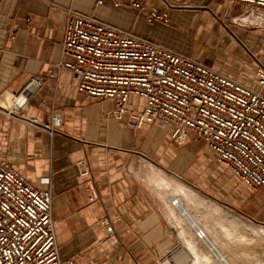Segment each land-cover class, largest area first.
<instances>
[{"label": "crops", "instance_id": "crops-1", "mask_svg": "<svg viewBox=\"0 0 264 264\" xmlns=\"http://www.w3.org/2000/svg\"><path fill=\"white\" fill-rule=\"evenodd\" d=\"M132 1L166 10L168 23H148L144 12L129 6ZM218 2L223 1L0 0L1 107L7 109V98L21 91L31 77H41L42 86L20 118L43 124L53 111L63 115L59 133L49 138L24 121L0 114V161L32 186L51 191L55 238L63 257H75L78 264H155L172 251L184 264L168 221L174 211L166 197L168 208L162 204L164 196L160 199L149 189V168L264 227V187L250 193L214 163L202 142L190 136L177 146L169 141L168 129L157 124L129 129L109 116L113 101L78 93L66 71L49 77L63 60L62 29L67 12L74 11L256 86L255 65L240 42L264 62V36L225 21ZM136 102L140 101H130ZM136 162L140 165H132ZM104 218L111 222L112 235L101 224Z\"/></svg>", "mask_w": 264, "mask_h": 264}, {"label": "built area", "instance_id": "built-area-1", "mask_svg": "<svg viewBox=\"0 0 264 264\" xmlns=\"http://www.w3.org/2000/svg\"><path fill=\"white\" fill-rule=\"evenodd\" d=\"M220 1L241 8V15L230 21L233 26L264 32V0ZM129 6L144 12L148 23H168L166 10L147 8L140 1ZM62 33L63 60L53 66L49 77L66 71L78 93L113 101L109 116L122 125L135 130L157 124L168 129L169 141L177 146L193 136L250 193L264 187V62L237 35L234 38L255 65L256 86L92 15L68 11ZM42 84L41 77H31L10 96L12 110L0 106V114L24 121L52 138L62 127L61 111H53L43 124L19 116ZM131 99L140 102L130 103ZM80 174L87 171L80 170ZM51 205L50 190L32 186L0 161V264H78L75 257L61 255ZM101 224L107 234L114 233L108 218ZM155 264L179 262L171 251Z\"/></svg>", "mask_w": 264, "mask_h": 264}, {"label": "bare ground", "instance_id": "bare-ground-1", "mask_svg": "<svg viewBox=\"0 0 264 264\" xmlns=\"http://www.w3.org/2000/svg\"><path fill=\"white\" fill-rule=\"evenodd\" d=\"M7 99L6 110H12L10 96ZM144 163L145 161L141 165ZM146 173L150 183L164 185V178L154 169L149 168ZM175 189L180 195H162L169 200L174 215L178 217L184 257L191 261V264H264L262 248H259L262 251L257 252L250 241L245 243L243 232L232 235L226 224L212 220L206 205L194 194L185 192L184 188L177 185ZM253 232L264 236L263 227Z\"/></svg>", "mask_w": 264, "mask_h": 264}, {"label": "rangeland", "instance_id": "rangeland-1", "mask_svg": "<svg viewBox=\"0 0 264 264\" xmlns=\"http://www.w3.org/2000/svg\"><path fill=\"white\" fill-rule=\"evenodd\" d=\"M218 3L221 4L220 6L222 7L220 10L221 11L224 10V12L226 14L225 21H227V22L228 21L230 22L232 18L240 16L242 13L241 12L242 10L240 7L228 4L226 2H218ZM213 15L216 19H218L220 21L222 20L221 15H217L215 13ZM234 27H237V26H234ZM251 31L257 35L261 34L264 36V32L261 30H251ZM211 158L214 161V163L217 165L214 158L212 156H211ZM132 165H140V162L133 163ZM144 165H151V164L149 162H145ZM161 175L165 180L164 185H157V184L152 185L148 181V178H146L147 185H148L149 189H152V192H155V194L158 193V196L160 197V199H162L161 194L166 195V196L171 195L172 197H174L176 194H178V192L175 191L174 186H173V184L174 185L176 184L177 186H180L182 189L184 188L183 190H185V192H188L190 194H194L200 202L205 204L207 207L208 213H209L210 217L212 218V220L219 221L223 225L226 224V226H228L229 232L232 235L234 233L243 232L244 236L246 237L245 243H249V241H250L253 245V248H255V250H258L257 252L262 251V250H259V248H262L264 250V236L256 235L253 232L255 229H260L263 226L253 224L251 222L246 221L245 219L240 218L234 212L230 211L229 207L226 208L227 206L225 207V206H222L220 204L218 205L216 202L209 199L206 194H202V193L198 192L197 189H195V188H193V187H191V186H189V185H187L181 181L170 178L164 174H161ZM178 195H180V194H178ZM162 204L164 206H166L167 208L170 207V205H169V203L165 197H163V203ZM168 221H169V224L171 227V231L173 233V237L175 238L176 245L178 246L177 250L178 251L181 250V253H182L181 256L179 255V259L184 260V264H191V261L185 260V258H183L185 255V250L183 249V245H182L183 240L179 236L180 225L178 223V217L176 215H174V213H172V215L168 217ZM198 230H200V229H198ZM238 247H240V245H238ZM262 260L264 263V255L262 256Z\"/></svg>", "mask_w": 264, "mask_h": 264}]
</instances>
